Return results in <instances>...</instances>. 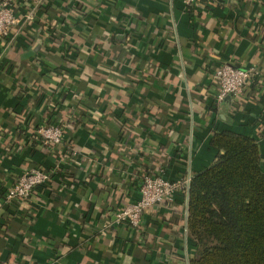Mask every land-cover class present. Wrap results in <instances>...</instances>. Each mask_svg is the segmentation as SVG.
Segmentation results:
<instances>
[{"label": "crops", "instance_id": "crops-1", "mask_svg": "<svg viewBox=\"0 0 264 264\" xmlns=\"http://www.w3.org/2000/svg\"><path fill=\"white\" fill-rule=\"evenodd\" d=\"M84 1L14 0L18 22L0 42V259L187 264L181 190L138 228L113 211L139 197L142 172L178 180L209 164L214 131L254 136L264 155V0H196L194 16L185 0H101L83 15ZM223 63L252 68L259 86L215 102ZM49 121L72 130L44 151L32 133ZM38 165L56 166L50 183L6 203Z\"/></svg>", "mask_w": 264, "mask_h": 264}, {"label": "trees", "instance_id": "trees-1", "mask_svg": "<svg viewBox=\"0 0 264 264\" xmlns=\"http://www.w3.org/2000/svg\"><path fill=\"white\" fill-rule=\"evenodd\" d=\"M100 4L101 0H87L79 11L88 14ZM187 10L194 16V3ZM260 143L244 133L213 132L209 144L216 154L205 167L190 172L186 191L185 232L195 247L187 264H264V155ZM158 170L142 172L137 185Z\"/></svg>", "mask_w": 264, "mask_h": 264}, {"label": "built area", "instance_id": "built-area-1", "mask_svg": "<svg viewBox=\"0 0 264 264\" xmlns=\"http://www.w3.org/2000/svg\"><path fill=\"white\" fill-rule=\"evenodd\" d=\"M196 0H185L186 4ZM14 0H0V42L4 43L14 25L18 22ZM25 19L31 18L26 14ZM257 74L252 68H241L232 64L223 63L214 69L212 79L218 86L215 94V102H220L226 95L235 97L248 86L257 81ZM34 139L45 148L57 149L65 138V130L59 124L53 122H41L35 128ZM67 151V150H66ZM65 149L58 156V166L65 156L69 157ZM71 152V150H70ZM75 152V151H74ZM56 166L45 168L42 166L31 167L17 176L4 191L6 203L29 197L37 188L48 185L56 171ZM190 173L183 175L181 179L172 180L164 177L161 172L147 174L139 185V197L122 204L113 211L114 223L125 224L132 228H138L141 218L147 208L153 205L164 204L173 201L176 191L181 190L185 195L188 189ZM0 264H12L0 261Z\"/></svg>", "mask_w": 264, "mask_h": 264}, {"label": "water", "instance_id": "water-1", "mask_svg": "<svg viewBox=\"0 0 264 264\" xmlns=\"http://www.w3.org/2000/svg\"><path fill=\"white\" fill-rule=\"evenodd\" d=\"M230 98H231L230 95H226V96L223 98V101H228Z\"/></svg>", "mask_w": 264, "mask_h": 264}]
</instances>
